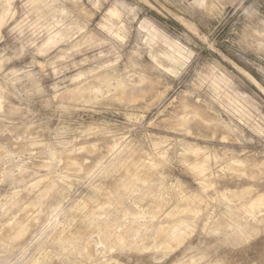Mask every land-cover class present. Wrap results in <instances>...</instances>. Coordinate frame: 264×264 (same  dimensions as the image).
<instances>
[{
	"label": "rangeland",
	"instance_id": "obj_1",
	"mask_svg": "<svg viewBox=\"0 0 264 264\" xmlns=\"http://www.w3.org/2000/svg\"><path fill=\"white\" fill-rule=\"evenodd\" d=\"M1 238L0 264H264V0H0Z\"/></svg>",
	"mask_w": 264,
	"mask_h": 264
},
{
	"label": "bare ground",
	"instance_id": "obj_2",
	"mask_svg": "<svg viewBox=\"0 0 264 264\" xmlns=\"http://www.w3.org/2000/svg\"><path fill=\"white\" fill-rule=\"evenodd\" d=\"M80 91H81L80 88L75 89V90L72 91V94H73L74 96H78V95L80 94V93H79ZM73 95H72V96H73ZM183 117H184V116H183ZM201 118H202V116H201ZM180 119H181L180 121H181L182 123L185 122V120H186L185 118H180ZM197 119H198V118H197ZM197 119H196V120H197ZM202 119H203V118H202ZM199 120H200V119H199ZM197 121H198V120H197ZM198 122H199V121H198ZM182 123H181V124H182ZM73 162H74V161H72V163H70V166H72V167L75 166V164H76V162H75V164H74ZM70 166H69V167H70ZM75 167H76V166H75ZM75 167H74V168H75ZM74 168H73V169H74ZM197 169H198V168H197ZM200 169H201V168H200ZM136 170H137V169H136ZM136 170L134 171V172H136L135 174H134V173L132 174L130 171L127 170V171H128L127 174H128L129 177L127 178V180L125 179V181H126L125 184L123 183L125 187H129L133 182H135L136 180H139V178H140V176H139V174H138L139 171H136ZM196 171H197V170H196ZM119 184H120V183H119ZM119 186H120V185H119ZM120 187H121V186H120ZM16 197H17V196H16ZM35 200H36V199H35ZM257 201H258V200H257ZM261 201H262V200H261ZM255 202H256V201H255ZM259 202H260V201H259ZM37 203H38V202H37ZM257 203H258V202H257ZM34 204H35V203H34ZM261 204H262V203H261ZM30 205H31V203H30ZM35 205H36V204H35ZM35 205H34V206H35ZM32 206H33V205H32ZM30 207H31V206H30ZM32 208H33V207H32ZM25 209H26V208H25ZM26 211L29 213L30 209H28V210L26 209ZM27 212H26V214H27ZM151 213H152V212H151ZM93 215H94V214H93ZM93 215H92V216H93ZM92 216H91V217H92ZM97 216H98V215H97ZM96 218H97V217H96ZM33 219H34V218H33ZM33 219H32V220H33ZM86 220H87V219H86ZM90 220H91V218H90ZM90 220H89V221H90ZM29 221H30V220H29ZM29 221H27V222H25V221L23 222V221H21V220H15V221H13V223H12L11 225H9V226L6 228V231L3 233L2 236H3L4 238H13V239H19V238H21V237L23 236V234H25L26 230L28 229V226H30V225H28V224H29V223H28ZM89 221H88V222H89ZM32 222H34V221H31V223H32ZM90 222H92V221H90ZM90 222H89V224H90ZM93 222H94V221H93ZM86 223H87V222H86ZM98 229H99V228H98ZM108 229H109V228H108ZM158 229H159V228H158ZM87 230H88V229H87ZM103 230H104V229H103ZM171 230H172V229H171ZM106 231H107V230H106ZM77 232H78V231H77ZM133 232H134V230H133ZM27 233H28V232H27ZM27 233H26V234H27ZM99 233H100V232H99ZM68 235H69V234H68ZM73 236H74V235H73ZM83 236H84V235H83ZM24 237H25V236H24ZM24 237H23V238H24ZM54 237H55V236H54ZM61 238H62V237H61ZM71 238H72V237H71ZM67 239H69V238H67ZM0 240H2V238H1ZM58 240H59V239H58ZM58 240H57V241H58ZM62 240H63V239H62ZM65 240H66V239H64V241H65ZM3 241H4V240H3ZM8 241H9V240H8ZM16 241H17V240H16ZM21 241H22V240H21ZM60 242H61V239H60ZM68 242H69V241H68ZM119 242H120V241H119ZM65 243H66V242H65ZM17 244H18V243H17ZM60 244H61V243H60ZM70 245H71V244H70ZM87 249H88V247H87Z\"/></svg>",
	"mask_w": 264,
	"mask_h": 264
}]
</instances>
